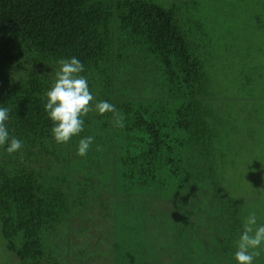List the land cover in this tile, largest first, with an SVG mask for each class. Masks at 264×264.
Wrapping results in <instances>:
<instances>
[{
  "label": "trees",
  "instance_id": "1",
  "mask_svg": "<svg viewBox=\"0 0 264 264\" xmlns=\"http://www.w3.org/2000/svg\"><path fill=\"white\" fill-rule=\"evenodd\" d=\"M202 4L0 0V107L23 142L12 154L0 147V227L21 264H47V236L76 222H102L114 264H238L245 199L227 171L251 144L229 142L237 131L219 109L216 39L205 28L218 21ZM71 57L84 65L93 106L113 104L123 127L93 111L79 135L55 141L44 94L57 61ZM251 70L239 73L234 98L256 105ZM87 136L95 140L80 156Z\"/></svg>",
  "mask_w": 264,
  "mask_h": 264
},
{
  "label": "rangeland",
  "instance_id": "2",
  "mask_svg": "<svg viewBox=\"0 0 264 264\" xmlns=\"http://www.w3.org/2000/svg\"><path fill=\"white\" fill-rule=\"evenodd\" d=\"M202 2L201 12L208 13L211 20L218 21L216 26L213 22L206 24L205 28L210 31L212 39H216L215 49L211 50V68L215 69L217 74L214 79V91L217 90L224 99L219 109L226 112L230 119L233 118L237 131V137H232L229 142L235 146L248 139L251 144L249 147L242 145L239 148L240 155L233 162L234 168L229 169L230 172L227 171L232 183L231 192L245 199L242 218L246 220L250 213L255 212L256 226L264 225V0ZM214 10L216 16H213ZM228 68L232 71L231 75L228 74ZM250 68L254 78L253 84H250L251 92L255 93L259 101L256 105L234 98L239 83L244 80L239 77V73L248 72ZM244 223L245 221L240 226L239 235L242 234ZM79 224L74 223L73 229L70 225L64 226L58 237L47 236V264H100V261L104 264H114V250H111L110 242L106 241L108 235L103 232L102 222L91 225L84 222L83 226L91 231H88V234L78 230L84 228ZM94 232L100 240L88 236ZM126 239L123 232L118 238L120 247L125 245ZM135 244L140 246L141 242L136 240ZM137 246L134 247L138 249ZM256 251H259L260 255L254 258L253 264H262L264 243ZM0 264H21L18 257L7 249L1 227Z\"/></svg>",
  "mask_w": 264,
  "mask_h": 264
},
{
  "label": "clouds",
  "instance_id": "3",
  "mask_svg": "<svg viewBox=\"0 0 264 264\" xmlns=\"http://www.w3.org/2000/svg\"><path fill=\"white\" fill-rule=\"evenodd\" d=\"M57 63L59 68L54 74L53 83L44 94L45 111L53 122L51 131L57 143H68L73 136L79 135L85 123L82 117L93 111L101 115L113 113L115 124L123 127V118L113 104L100 101L93 106L94 97L86 77L81 75L84 65L78 58H61ZM9 113V108L0 107V147L6 145V151L12 154L22 148L23 142L9 135L5 123ZM94 140L93 136L80 139L77 154L85 156ZM256 225L257 217L255 212H252L245 220L238 250L235 252L238 264H253L254 258L260 255L256 249L264 243V225Z\"/></svg>",
  "mask_w": 264,
  "mask_h": 264
}]
</instances>
